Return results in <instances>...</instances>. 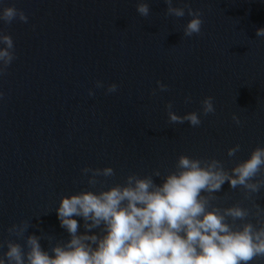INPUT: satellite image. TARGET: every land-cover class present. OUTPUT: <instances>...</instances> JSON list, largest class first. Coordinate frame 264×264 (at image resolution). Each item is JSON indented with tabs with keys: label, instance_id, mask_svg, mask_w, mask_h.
Segmentation results:
<instances>
[{
	"label": "clouds",
	"instance_id": "9594fccd",
	"mask_svg": "<svg viewBox=\"0 0 264 264\" xmlns=\"http://www.w3.org/2000/svg\"><path fill=\"white\" fill-rule=\"evenodd\" d=\"M164 2L166 17H191L183 28V37L201 34L203 20L199 10L187 4L173 6L174 0ZM136 11L148 18L147 0H138ZM16 20L26 24L28 16L15 6L0 9V22L11 25ZM256 36L264 37V28L257 29ZM16 58L13 38L0 32V77L7 74ZM157 86L161 92L168 91V86L160 81ZM103 87L102 81H96V88ZM117 88L115 83L109 84L106 93H114ZM88 94L95 95L91 89ZM3 96L0 92V98ZM190 102L191 97H186L185 103ZM166 108L170 124L187 122L191 127L202 124L201 115L215 112L211 96L201 101L199 114L177 115L171 102ZM232 120L242 125L235 113ZM240 150V144L229 147L227 156L235 157ZM115 174L110 166L82 168L81 175L87 177L90 188L99 186V190L61 196L56 212L70 239L53 244L49 238L46 251L40 244L45 239L43 235L25 237L31 220L13 223L7 232L16 240H0V250L6 248L0 254V264H253L264 260V208L254 204L253 212L239 202L229 207L214 203L221 199L216 193L226 182L231 190L242 189L244 199L264 188V147L257 146L247 159L231 169L216 158L181 154L175 170L162 172L156 168L143 176L130 173L123 183L105 189L108 178ZM154 178L161 182L157 184ZM73 217L83 219L84 234H78L80 224ZM237 221L241 223L238 225ZM94 229L99 232L89 234ZM20 239L23 244L16 242Z\"/></svg>",
	"mask_w": 264,
	"mask_h": 264
}]
</instances>
